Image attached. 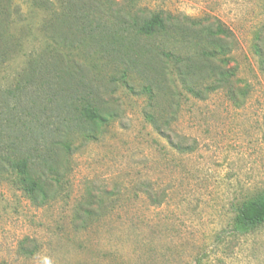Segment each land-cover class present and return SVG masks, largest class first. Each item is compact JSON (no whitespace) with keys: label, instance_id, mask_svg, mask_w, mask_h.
I'll list each match as a JSON object with an SVG mask.
<instances>
[{"label":"rangeland","instance_id":"rangeland-1","mask_svg":"<svg viewBox=\"0 0 264 264\" xmlns=\"http://www.w3.org/2000/svg\"><path fill=\"white\" fill-rule=\"evenodd\" d=\"M33 1L0 0V98L30 91L36 118L52 127L20 141L35 147L26 136L46 138L60 175L58 183L47 175L55 180L49 198L35 204L0 167V263L264 264V225L233 231L237 206L264 192V0H79L95 34L88 40L103 33L107 52L76 49L77 71L59 79L58 69L32 61L52 44L50 24L67 0ZM154 16L166 29L140 35ZM218 26L230 34L236 102L214 89L210 73L184 77L207 71L200 48ZM31 66L35 77L29 72L22 90ZM9 103L0 108L10 120ZM87 105L104 124L68 120L72 107ZM96 197L103 214L88 219L83 210Z\"/></svg>","mask_w":264,"mask_h":264},{"label":"trees","instance_id":"trees-1","mask_svg":"<svg viewBox=\"0 0 264 264\" xmlns=\"http://www.w3.org/2000/svg\"><path fill=\"white\" fill-rule=\"evenodd\" d=\"M79 0H67L65 2L66 10L62 14V16H58V18H54L50 24L49 30L51 29L52 33V44L44 47L38 57L33 59L32 62L38 60L39 64H46L51 68L58 69L56 78H60V73L63 75H70L72 73L75 74L74 71L76 67L73 65L72 54L76 49L77 52L83 50L84 53L89 54L88 47L91 49H98L100 53L104 54L107 52V48L104 44V34L101 33L98 38L100 41H96L95 47L90 46V44L94 41H90L88 39H93L94 32L89 29V25H87V19L81 13H79L78 7ZM33 5L38 7H46L42 0H34ZM51 10V8H49ZM166 29V22L160 16H154L150 20H147L140 24L137 28V32L144 37H153L156 34H160ZM106 35V34H105ZM209 35L210 40H207L211 46L208 48H200L204 60L206 61L205 67L207 71L199 70L189 76V73H186L184 77H194L200 74L207 73L209 75L212 74L213 86L214 89H225L228 91L229 96L233 101H237L238 88L235 85L236 80L234 72L229 69V65L231 62V57H229V50L227 45V38L230 37V34L224 27L218 26L216 30H210L207 36ZM194 47V46H193ZM96 49V50H97ZM113 51L110 56L116 55L115 52H119L120 47L115 46L111 48ZM195 49V47H194ZM110 51V49H109ZM219 61V65L216 64L215 61ZM32 67L25 69L18 82V87L22 90L25 89V84L23 83L25 80L30 82L29 72H31L32 76H34ZM198 68V67H197ZM209 68L213 69L212 72L209 71ZM35 77V76H34ZM45 82L49 80H44ZM24 84V87L23 85ZM240 90V89H239ZM192 91V89H191ZM30 92V91H29ZM26 94L24 98L15 96L12 98H8L7 96H2L0 98V106L5 105L8 107L9 102L13 101L14 108L12 111H9L11 115V119L7 118L6 111L3 108H0V167L7 166L17 177L18 184L20 185L21 190L28 196V198L32 201V203H39L40 201H47L49 198L50 188L53 187L52 184L58 183L57 177L60 175V165L56 163L57 168L54 167L53 153L49 156L48 153H44V151L49 148L48 142L44 144L42 141L46 138H42L41 141L36 139V135L26 136L31 142L35 143V147H28L27 143L24 141H20L21 137L25 133H33L40 132L43 134V129H48L52 127L49 125V121L40 120L36 118L38 115L36 111L33 109V105L35 103L29 104V99ZM242 94H245V91H239ZM28 99H25V98ZM63 110L64 107L60 108ZM77 111L80 113V118H78ZM72 115V116H70ZM77 115V116H76ZM67 118L72 121L78 122H86L93 124H104L106 121V117L101 114L96 107L86 106L82 107L81 110L76 109V107H72L71 111L67 113ZM4 118H6L4 120ZM30 118L36 119L35 121L30 120ZM67 120V119H66ZM41 122V123H40ZM5 124V125H4ZM55 126H60V120H55L53 122ZM69 127V126H67ZM16 134L15 141L10 138L12 135ZM44 135V134H43ZM25 145V146H24ZM66 147V146H65ZM178 150L180 151H188L189 147L186 146L185 143L179 142L177 143ZM44 150V151H43ZM32 152L37 154V162L30 160L29 156ZM56 157V154H55ZM47 175L56 176L55 180H48L49 177ZM148 190H145V192ZM150 193V192H149ZM156 195V196H155ZM158 194H150V199L153 201V204L156 206H161L162 200L157 196ZM115 196V195H114ZM98 199L93 201L87 207L82 208L85 216L90 219L93 217H101L103 214L102 207L105 205V201L101 198L100 202ZM98 202V203H97ZM98 205V208H94V206ZM264 225V192L253 197L250 200L244 201L239 204L236 208V216L233 223V231L238 234H247ZM37 248L26 249L23 248L22 252L31 255L34 254ZM4 264V263H0Z\"/></svg>","mask_w":264,"mask_h":264}]
</instances>
